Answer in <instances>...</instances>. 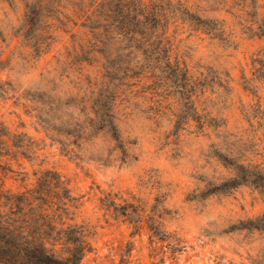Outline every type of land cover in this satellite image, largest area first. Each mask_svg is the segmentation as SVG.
<instances>
[{"label": "rangeland", "instance_id": "374dc122", "mask_svg": "<svg viewBox=\"0 0 264 264\" xmlns=\"http://www.w3.org/2000/svg\"><path fill=\"white\" fill-rule=\"evenodd\" d=\"M188 1L205 8L209 17L233 22L216 10L213 0ZM24 13L22 0H0V81L12 85L11 92L0 94V121L42 141L43 150L38 159L11 160L13 171L2 179L5 188L22 190L45 168L69 179L75 192L85 195L75 218L92 227L94 249L82 264H264V230L247 227L249 219L264 213V193L240 186L200 197L210 183L230 176L221 153L264 168V83L252 82L259 88L256 94L243 87V77H252L251 57L264 48V37L233 26L234 44L227 46L204 33L171 26L172 56L185 61L191 73L212 68L230 74V93L208 89L197 101L227 125L201 132L192 120L175 129L177 99L161 89L156 94L152 81L144 79L119 107L124 150L101 134L75 154L43 132L22 93L44 91L42 73L58 66V58L75 47L73 35L79 28L54 20L53 41L38 56L16 35ZM84 66L75 65L74 73L81 67L85 76H99V62ZM239 139L243 145L231 144ZM101 199L115 200L116 206L111 203L107 211Z\"/></svg>", "mask_w": 264, "mask_h": 264}, {"label": "trees", "instance_id": "16d2710c", "mask_svg": "<svg viewBox=\"0 0 264 264\" xmlns=\"http://www.w3.org/2000/svg\"><path fill=\"white\" fill-rule=\"evenodd\" d=\"M22 1L25 13L16 35L23 37L35 55H42L53 41L54 20L79 28L73 35L75 47L58 58V66L42 73L44 91L22 93L31 103L30 112L38 126L67 153L81 154L101 134L109 135L124 150L119 107L128 95L137 93L135 88L144 79L152 81L156 94L161 89L167 97L177 99L175 129L193 120L201 132L208 128L220 131L228 121L212 116L197 101L208 89L230 93V74L212 68L191 73L185 61L172 56L170 28L187 27L227 46L234 44L233 26L264 37V0H213L219 7L216 10L233 22L227 17H209L205 8L188 0ZM94 61L100 63L99 76H85L84 64ZM75 65L83 69L74 73ZM251 70V78L243 77V87L256 94L259 88L252 82L264 83V48L252 55ZM11 91L10 82L0 81V94ZM24 124L21 122L22 127ZM236 143L244 144L242 139L231 142ZM42 150V141L0 121V264H82L94 249L91 225L75 218L85 195L77 194L60 171L41 169L30 186L19 191L5 188L2 179L13 171L11 160L38 159ZM219 156L230 176L210 183L200 197L228 193L240 186L264 193L263 167L224 153ZM111 203L116 206L115 200L101 199L107 211ZM248 224L264 230V213L249 219Z\"/></svg>", "mask_w": 264, "mask_h": 264}]
</instances>
